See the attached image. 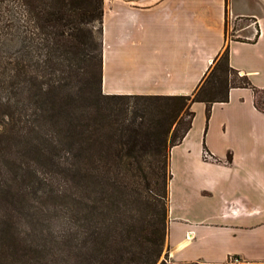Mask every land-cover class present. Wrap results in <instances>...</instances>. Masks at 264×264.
Masks as SVG:
<instances>
[{"label":"trees","instance_id":"1","mask_svg":"<svg viewBox=\"0 0 264 264\" xmlns=\"http://www.w3.org/2000/svg\"><path fill=\"white\" fill-rule=\"evenodd\" d=\"M103 17L104 0H0V161L9 163V212L20 205L14 211L34 220V199L57 212L71 207L70 226L58 236L7 244L0 264H158L171 149L193 126L192 105L204 103L209 120L231 89L251 88L264 113V90L231 67L229 45L191 95L104 94L103 44L90 28ZM134 203L149 212L139 248L129 251Z\"/></svg>","mask_w":264,"mask_h":264},{"label":"crops","instance_id":"2","mask_svg":"<svg viewBox=\"0 0 264 264\" xmlns=\"http://www.w3.org/2000/svg\"><path fill=\"white\" fill-rule=\"evenodd\" d=\"M102 44L106 95H191L227 45L264 90V0H104ZM206 108L171 149L167 264H264V113L251 88Z\"/></svg>","mask_w":264,"mask_h":264},{"label":"rangeland","instance_id":"3","mask_svg":"<svg viewBox=\"0 0 264 264\" xmlns=\"http://www.w3.org/2000/svg\"><path fill=\"white\" fill-rule=\"evenodd\" d=\"M248 23L247 21H239L235 22L231 28L228 30V37L230 39H237L236 36H239L240 34L237 33V30L244 24ZM256 27V26H255ZM90 28H94L95 37L97 39V43L100 46L102 44V25L95 23L94 25L90 26ZM257 31V30H256ZM245 35L243 34V38ZM217 65H215L216 67ZM214 67V68H215ZM217 68V67H216ZM259 100L263 103L264 107V94H259ZM189 117L185 118V122L187 123L189 121ZM0 249L4 248L7 244H10L12 246H15L18 244V246H21L23 243L30 244L31 242H42L44 241V237L47 238L50 237L51 234L53 235H59V233L62 230H65L67 227L70 226L68 222H70V213H71V204L69 205L70 208L64 209V212H61L59 208V212L56 211V206H53V202L47 203L46 201H43V207L39 204L38 199H34V201H31V204H33L34 213H37L36 218L32 220L31 218H26V214L23 212L17 214L14 209H20V205L15 207L12 212L10 211L9 207V194L6 193L8 190L6 188L7 183L6 181L9 180V174L7 169L9 170V163H7L4 160L0 161ZM170 164V160H169ZM3 166H7L3 167ZM170 168V166H169ZM171 170V168L169 169ZM169 184L167 185V201H166V208H167V235H166V241L164 245V250L162 253V256L158 262V264H167L169 261V243H168V232H169ZM146 191V190H145ZM144 191V192H145ZM151 194V193H150ZM146 195V194H145ZM17 201H15V204ZM61 203V202H60ZM18 205V204H17ZM15 206V205H14ZM59 207V206H58ZM68 207V206H67ZM145 206H136V203H134V206H132V209L128 212V219L129 224L127 227L133 229L129 243L131 244V247H129V251H135V249L139 248V242L138 239H140V223L142 222L143 218L147 215L149 212L148 208H144ZM142 208V209H141ZM14 211V212H13ZM13 214V216L16 214L15 218V224H9V218L10 215ZM29 222V223H27ZM11 228V231L9 228ZM13 235V236H11ZM24 244V245H25ZM7 248V247H6ZM28 252V251H27ZM7 253V251H5ZM35 254V253H33ZM38 256V254H35ZM20 264V262H18Z\"/></svg>","mask_w":264,"mask_h":264}]
</instances>
